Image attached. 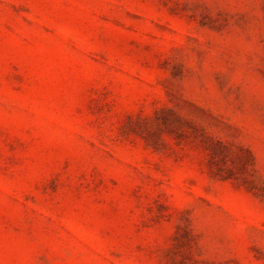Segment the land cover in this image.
<instances>
[{"label":"rangeland","instance_id":"obj_1","mask_svg":"<svg viewBox=\"0 0 264 264\" xmlns=\"http://www.w3.org/2000/svg\"><path fill=\"white\" fill-rule=\"evenodd\" d=\"M0 264H264V0H0Z\"/></svg>","mask_w":264,"mask_h":264}]
</instances>
